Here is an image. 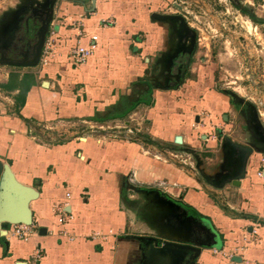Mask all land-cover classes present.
<instances>
[{"label":"crops","instance_id":"0c3cea01","mask_svg":"<svg viewBox=\"0 0 264 264\" xmlns=\"http://www.w3.org/2000/svg\"><path fill=\"white\" fill-rule=\"evenodd\" d=\"M47 1L0 0V15L10 26ZM172 1L58 0L47 35L56 59L0 68V163L39 194L30 203L38 234L21 241L1 230L0 264H264V140L249 108L199 63L191 32L155 16L186 19ZM92 36L97 52L74 68L70 50ZM185 55L188 74L177 78ZM12 75L33 82L23 106L2 87ZM130 118L132 132L111 126ZM7 182L3 172L0 214L16 204Z\"/></svg>","mask_w":264,"mask_h":264},{"label":"rangeland","instance_id":"374dc122","mask_svg":"<svg viewBox=\"0 0 264 264\" xmlns=\"http://www.w3.org/2000/svg\"><path fill=\"white\" fill-rule=\"evenodd\" d=\"M168 9L186 17L196 35L199 63L215 68L218 89L252 104L264 128V0H173ZM3 17L0 15V44L10 31Z\"/></svg>","mask_w":264,"mask_h":264},{"label":"water","instance_id":"95a60500","mask_svg":"<svg viewBox=\"0 0 264 264\" xmlns=\"http://www.w3.org/2000/svg\"><path fill=\"white\" fill-rule=\"evenodd\" d=\"M57 1L58 0H48V3L46 4L48 11L45 13V17L42 20L39 30L37 32V43H36L35 51L32 55V60L27 64L19 65V67L35 68L39 66V62L46 42V38L49 33L51 23L53 21V12ZM155 16L160 18L161 20H165V21L170 20V21L179 22L185 32L187 33L192 32L194 34L193 37L194 40H196L195 32L191 31L187 20L183 16L159 15V14H155ZM0 65L3 64L0 63ZM248 151L250 153L252 152L251 149H248ZM192 153L194 154V152ZM245 165L246 162H244L241 168V174L236 176L234 179H232L233 180L232 182L235 186H239L240 185L239 181L245 178L246 175ZM3 172H5V174L8 177L7 186L4 188L5 197L8 199V201L14 200V202L16 203L15 206H12V208L9 209L6 208V212L4 213L2 212L0 214V231L2 230L3 233H5V230L8 229L10 225L25 224L30 226L34 223L33 214L30 210V203L36 200L39 197V194L32 188L21 185L15 179V176L13 175L11 169L8 166H5L2 163H0V177ZM45 233L46 230L42 229L41 234L44 235ZM175 246L182 250H190L192 252H195L196 255H199L201 253V249L197 247H192L188 245H175ZM234 261L240 262L241 259L234 258Z\"/></svg>","mask_w":264,"mask_h":264},{"label":"flooded vegetation","instance_id":"af4514ba","mask_svg":"<svg viewBox=\"0 0 264 264\" xmlns=\"http://www.w3.org/2000/svg\"><path fill=\"white\" fill-rule=\"evenodd\" d=\"M47 11L48 8L45 4L43 8L39 10L35 11L27 9L19 12L14 16L15 20L9 27L10 31L5 34V39L0 44V63L3 64L0 66H11L19 68V65L27 64L32 60V55L35 51L37 43V32ZM193 36V33L189 34V38H193ZM187 61L188 56L186 55L181 56L176 60L173 73L177 75V78H179L184 73L185 77L188 74ZM229 95L231 94L229 93ZM233 99L236 101V103L244 104L247 108H249V114H252L251 122L256 126V128H258V133L261 134V139L264 140V128L263 125L259 122V119L255 112V107L250 103L239 101L234 97Z\"/></svg>","mask_w":264,"mask_h":264},{"label":"built area","instance_id":"2783aa9c","mask_svg":"<svg viewBox=\"0 0 264 264\" xmlns=\"http://www.w3.org/2000/svg\"><path fill=\"white\" fill-rule=\"evenodd\" d=\"M55 32L53 30L50 31L49 37L46 39L42 55L40 58L39 66L42 68L47 67L53 60L57 57V51L55 49ZM97 36H92L90 43L88 46H83L81 44L76 45L70 50L68 59L70 64L74 68H78L80 66L85 65L88 60L94 56V54L98 50L99 41ZM135 118H130L128 123H123L122 127L119 125L117 128H123L128 132H132L131 123L135 122ZM137 131H141L140 128ZM183 154L174 155L175 158L183 159L185 162L191 160V155L189 154L185 158L182 156ZM183 162V161H182ZM257 177L263 182L264 185V167L257 172ZM67 198L70 199V195H67ZM55 210L58 213V222L59 223H68L72 219V216L68 215L63 206H55ZM39 232V227L37 224L33 223L32 225L28 226L25 224H17V225H10L8 229L5 230V236L7 238H14L21 241H26L29 238L37 235ZM101 237L100 234L94 235V238ZM36 258L39 260L41 259V253L37 252ZM231 257H229V260Z\"/></svg>","mask_w":264,"mask_h":264},{"label":"trees","instance_id":"16d2710c","mask_svg":"<svg viewBox=\"0 0 264 264\" xmlns=\"http://www.w3.org/2000/svg\"><path fill=\"white\" fill-rule=\"evenodd\" d=\"M32 86L33 82L30 79L26 80L25 78L23 79V81L19 82V77L17 75H12L8 81V84L3 85L2 87L3 89L8 91H19V99L17 98V102H19V104L23 106L25 103L26 95L28 94ZM213 236H215L214 233Z\"/></svg>","mask_w":264,"mask_h":264}]
</instances>
